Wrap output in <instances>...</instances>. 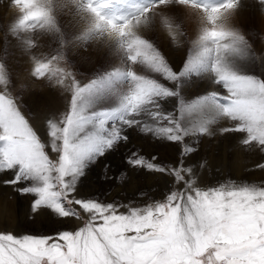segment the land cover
Returning <instances> with one entry per match:
<instances>
[{
    "label": "rangeland",
    "instance_id": "obj_1",
    "mask_svg": "<svg viewBox=\"0 0 264 264\" xmlns=\"http://www.w3.org/2000/svg\"><path fill=\"white\" fill-rule=\"evenodd\" d=\"M83 1L85 2L86 7L91 6L93 8H98L99 14L101 16H105L107 21L111 20L113 24L117 26V29L119 30L118 35L123 37V40H121L120 43H117L118 47L115 49V51L110 49V51L98 55L97 59L94 57L92 61L88 62L87 55L84 54L85 52H88V46L82 43V39L85 38V35L90 36L88 40L85 39V41H87V44H89L91 43V41L93 42V37H95V35H98L99 32H88L89 30L87 31L86 29L87 33L82 31L81 33L77 32L76 36H72V32L70 30L63 37L59 33V28L56 27L57 25H55L53 21H50L51 15L50 20L43 19V21L41 19V15L35 16L33 15V12L27 13V15H25V19L19 22L20 26L21 24H24L23 26H25V29L19 27V30L16 33V40H18L16 44L19 47L16 48L15 44H10L11 41L10 39H8L6 45L4 46L5 50L3 54L0 55V92L4 93L8 97V99L14 102L13 106L18 108V110L27 119L30 125L36 130L39 139L45 145H50L51 143V137L49 135V123L59 121L65 116L69 115L73 108V99H75V111L83 121L81 123V130L79 131L80 133L78 132V134L73 137V142L79 143L83 139L82 134L87 133L88 142L90 143L94 141L93 146H96V149H98V147L107 149L101 150L97 153V155H100V157L106 158L105 162H108L106 167L111 166V168H108L107 171L103 172L102 174H99V168L92 164L96 162L92 160L87 161L84 158V155L81 157L78 163V172L70 178L71 183L74 187V191L72 193L73 198L97 201L105 205L113 204L126 205L131 207H143L148 204L165 202L170 194L181 189L185 192H188L194 191L196 188H198V190H212L220 188L228 189L244 187H264V182L261 180V176L264 173V158H262V156L264 157V148H262L257 143L245 144L244 141L247 139V133L232 130L237 126V121H230L232 123V126L230 127L231 129H229L228 134L226 135V145H228V149L227 158H224L225 160H223V157H221V159L219 160L217 156H213L211 159L207 157L202 159L200 157L198 158L197 156L189 158L193 153L198 155L197 153L200 151L203 138L205 136H208L210 131L208 129L198 131V129L194 126L195 121L193 119L191 120L190 117H192V115L196 112L194 111L196 110L195 104H198V101H201L204 98L201 95L199 96L196 93V90L192 93L188 92L184 84V78L185 76H187V74L193 75V77H196V79L199 77L201 79L204 78L201 77L203 73L194 70L195 68L194 66L192 67V65L197 61L198 58L199 60H201V54L206 53L208 56H212V61L210 62L211 66L209 67V69L212 72L211 74H213V81L216 83V85H218L216 87L210 88V91L207 94L210 93V95L215 98L216 102L220 106V109L222 110L221 104L223 103V101L221 98L226 95V90L221 83L217 82V75L212 71L214 63L219 61L223 68L225 66L224 69L237 76L245 77L248 75L249 78L255 79L257 81H263L262 78L264 74L262 70L264 67V61L262 60V56H260L256 52L255 47L257 39L259 40L261 38V41H264V32H261L262 30H260L259 27L257 28V26L252 22H250V24L249 22L244 23L240 19L235 20L236 22L233 21L234 23H236L234 24V27L236 26L237 30L235 28V30L232 31L218 30L219 27L214 26L220 23L217 21V18H215V20H210L211 23H208L207 25L205 24L206 27H209L210 30L208 29L205 33L201 32L196 37H191L189 35L190 26H186L184 25L185 23H183L184 14L175 13L172 8H169L170 12L165 11L164 15H161L163 17L166 14L173 15L174 18L172 17L168 21H174L175 24L168 23L166 21L165 23L160 25L164 28V30L168 31V33H173L171 34V41H169L159 36V34L156 32L158 24L156 23L154 14L156 9L167 7V3L156 7L154 5L160 2V0H111V2H109L108 0H102L100 2H97L96 0ZM174 1H176L175 3L178 2L179 5L182 4L180 6L185 5L186 1H188V3L192 2V4L194 5L196 4V6H201V4L202 6L208 5L207 9L209 11L211 10L210 8L213 5H215L214 7L218 10H220V8L224 6L228 8L226 4L232 5V3L230 2H226L229 0H212L215 2L214 4L205 3L208 0H185V2L182 3H179V0ZM75 2L78 3L77 6L81 4V0H75ZM106 7L110 10L112 9V11L106 9ZM80 8H83V6ZM107 12H109L111 15L108 13V16ZM237 14L241 16L240 9H237ZM93 15L95 16V14ZM223 24L227 27L231 25V20L228 16L224 18ZM26 25H28V28L26 27ZM43 26L44 30H41V32L44 33H40L39 29ZM211 31L223 32L226 35L223 38L206 39V33ZM40 34H45L51 37L49 38V41H47V45L45 44L47 53L44 54V58L42 57L40 60L38 59L39 63L37 65L45 64L49 67L45 70V74L43 75V77H40L39 74L36 73L37 77L46 78L47 81L45 84L46 86L48 85L47 87L57 84L58 86H61L62 89L64 88V91L62 92L63 98H61V101L63 102H60V104L62 103V105L53 108L49 104L48 111L46 110L44 122H41L40 119H37L36 121L33 120L31 118V113L29 112L30 108L28 104H21L19 102V96L21 95L20 92H22V90L25 88L26 83L23 80H19V78L15 79L13 76V72L16 71L14 68V63L17 56L19 55V52L23 53V51L27 50L28 52H31L33 54V48H35V52L40 50L41 46L37 45V39L42 36ZM177 37H180V40ZM74 44L83 46L82 56L84 60L77 59L75 57L76 54L74 55V53H76V49L74 48ZM31 47L32 50H30ZM166 47L172 50L182 49V53H178L179 58L177 59V66H175L174 64L172 65L168 60L167 54L164 50H167ZM234 47H236L237 49L239 48L238 50L240 53L241 51H244L242 56L243 58L244 56L252 57V63L254 62L253 64L256 71L254 70L253 72H249L248 74L245 73L243 69H240L241 66L237 67L235 66V64H233V62H238L240 65H243V63L246 62L244 60L231 57V49ZM217 49H219V52L221 50H224L222 52L223 55L221 54V56H219L218 58L217 55L219 52L217 51ZM246 49H248L249 51L246 52ZM138 51L142 53H148L149 56L157 62H159V58L156 54H159L163 62L166 60V67L173 73H175V79L168 78L162 71H154L156 73L153 72L152 74L147 72V63L142 55L139 56L135 61L131 59V57L133 55H136ZM40 54L43 56L42 52ZM79 60H81V63L78 62ZM59 62L62 66H59ZM138 62L140 63L138 64ZM51 68L55 70H50ZM123 70H125L126 73ZM130 73L143 78L146 77L147 79L154 81L155 83L163 86L165 89L170 91L171 94H162L154 97L150 103L142 105L137 110L135 115L128 116L125 112L124 100L134 87V81L132 79L130 80ZM6 86H9L11 92H8L6 89H4ZM77 87L85 89V91H83L79 96H76ZM90 91L93 92V94L88 97V105L86 104V107H89V110L84 108L82 109L83 111H81V108H79V101H81L83 95H86V93H89ZM89 104H91V106ZM58 109L61 110L59 111ZM205 117L206 114H203L202 118L204 119ZM128 119H131L133 121L131 125L125 123V121ZM116 121L118 122L121 129H118L117 131L114 130L108 135V131L113 128L115 123H117ZM213 124L218 125V123L215 122ZM43 125H45V127H43ZM168 127L173 129V132L171 134L166 131ZM115 132H119V140L122 141H116L112 144L111 147H109L107 145V141L112 138L111 135ZM134 134H143L141 136V146L132 145L133 147L131 148V150L130 148L126 147L125 149H123L126 151V153H124L122 156L120 150L121 147L125 144L126 141L128 143V141H130L132 135ZM147 136H149V138ZM174 136L178 138L174 139ZM237 136L239 138H242V147L244 150L239 155L235 153L236 149L238 148V144H233V146H230L229 144L232 142V139L236 140ZM98 138L100 139L99 141L96 140ZM210 138V140H213L214 137ZM144 139L147 141L148 145H161L165 142H171L174 148L171 155L173 159H175L174 156L176 157V165H174L175 167H171L172 164H170V160L168 161L167 159V157L169 156L162 157V159L159 160V150H153L152 147H150V149L149 146L144 143ZM49 147L50 146L46 147V151L48 152L50 158H57L58 153L56 156L54 153H52L53 151H50L52 149ZM110 149H112V155L115 154L114 157L117 160L114 161V157L109 160L110 156H108V150ZM167 150H169L167 145L163 146L160 149V154L167 153ZM215 154L218 153L216 152ZM187 158L189 159L187 160ZM113 162L116 163L115 166ZM120 165H123L122 170H120L119 168ZM149 165L152 168H160L163 170L160 172L153 171L151 170V168H149ZM201 165H203V167H206L209 172L212 170L214 173L225 175L224 181L222 183H219L218 186H205V188L201 186L202 180L201 178H199L198 169L196 167L200 166L201 170ZM131 166H135L138 168L146 166L147 171L145 174L152 175L150 176L152 180H158L159 177L163 173H165V176L170 179V183L166 188V192L161 196L151 197L147 194V191H140V193H138L137 195L139 197L145 196V198L143 200H135V195L132 196L134 197L132 199L130 195L124 193L129 191L124 187H121L119 190L123 193L121 199H112V201H109L103 191L105 188L104 186H106L107 180L112 179L113 182L110 183L109 188L113 187V190H116L119 184L124 183L126 185V182L128 181L126 167L130 168ZM212 166L214 168H212ZM113 169L116 170V173L111 172V170ZM257 169L259 170L258 173L256 172ZM230 173L238 174H235L234 177L227 178ZM14 175L15 173L13 171L0 172V182L3 181L5 183V181H10L13 179ZM93 180L97 182L99 181L100 184L96 190H93L94 188H92V186H89V183L91 185ZM5 184L8 188L11 186V188H9L11 189V191H9L10 199L14 200V197H20L19 204L21 211L24 210V217L27 216L28 218L25 220L23 219L24 221L20 219V217L17 218L16 222H18L14 225V229L12 228L13 231H15L14 233L11 232L12 235L16 237H23L25 235L34 237H46L66 230L73 231L78 227L83 226L82 221L62 219L58 216V214L47 207H41L38 211L34 212L33 201L37 198V196L33 193L22 192L21 189L30 186H37L38 182L24 181L19 184ZM15 212L18 213L20 211ZM82 215H85L86 218V214L82 213ZM38 221H42V231L40 233L36 232L35 230ZM38 225H40V223ZM8 227L11 228L10 225ZM8 227H1L0 232L10 233V231L7 230ZM16 231H21L22 235H16Z\"/></svg>",
    "mask_w": 264,
    "mask_h": 264
},
{
    "label": "snow or ice",
    "instance_id": "obj_2",
    "mask_svg": "<svg viewBox=\"0 0 264 264\" xmlns=\"http://www.w3.org/2000/svg\"><path fill=\"white\" fill-rule=\"evenodd\" d=\"M165 3L167 0H160V4ZM91 11L99 15L98 8ZM218 11L213 8L210 18L214 19ZM108 22L115 27L111 20ZM225 35L211 31L205 38ZM141 55L154 69L175 79L159 54V63L146 52L138 51L131 59L135 61ZM48 67L39 64L35 71L43 77ZM212 71L226 90L221 98L223 114L238 122L232 130L247 133L245 144L257 143L264 148V81L232 74L219 61ZM129 76L134 87L124 100L128 116L135 115L154 97L171 94L150 79L133 73ZM83 91L77 87L76 96ZM13 104L0 92V172L15 173L5 183L38 182L37 186L21 189L37 196L34 212L47 207L62 219L82 221L83 226L46 237L0 232V264H264V187L181 189L165 202L143 207L75 199L70 178L92 147L87 139L73 142L82 123L75 111V99L69 115L49 123L50 145L39 139ZM125 123L131 125L133 121ZM166 131L171 134L173 129ZM119 138V132H115L107 145L111 147ZM48 146L58 153L57 158H50Z\"/></svg>",
    "mask_w": 264,
    "mask_h": 264
},
{
    "label": "bare ground",
    "instance_id": "obj_3",
    "mask_svg": "<svg viewBox=\"0 0 264 264\" xmlns=\"http://www.w3.org/2000/svg\"><path fill=\"white\" fill-rule=\"evenodd\" d=\"M82 1L83 0H81V4L79 6H77L78 3H76L75 0H0V55L3 54V52L5 50L4 46L6 45V42L8 41V39H10V41H11L10 44L11 43L13 45L15 44L16 48L19 47L16 44L18 41V40H16L17 39L16 33L18 32L19 27H22V29H25V26H23L24 24L23 25L21 24V26H20L19 22L23 21L25 19V17H26L25 15H27V13H33V12L34 13H46V15H41L42 20L43 19H49L50 20V15H51L50 21H53V23H55V25H57L56 27L59 28V33L63 37L70 30L72 32V36L73 35L76 36L77 32L81 33L83 31V32L87 33L88 30H89L88 32H92V31L93 32H99L98 35H95V37L92 36L93 42L91 41V43H89V44H87V41H85V39L88 40V38L90 36L85 35V38L82 39V43L84 45L86 44L88 46L87 47L88 50L86 49L88 52L84 53L87 55L88 62L92 61L94 59V57L97 59L98 55H100L101 53L110 51V49L115 51V49L118 47L117 43H120V41L123 40V37L118 35L119 30L117 29V26L115 25V27H113V25L109 24V22L107 21L105 16H103V15L101 16L100 14L97 15V13H94L93 11H91V9L93 7H91V6L86 7L85 2L84 1L82 2ZM96 1L100 2L102 0H96ZM175 2L176 1H174V0H169V1H167V7L155 10V13H154L155 14V20H156V23L158 24V26L156 28L157 29L156 32L159 34V36H161L164 39L171 41L170 38H171V34H173V33H168V31L164 30V28L162 26H160L161 24L165 23L166 21L168 23H174V21L173 22L168 21L173 17V15L166 14L164 17L161 15V14L164 15L165 11L170 12L169 8H172V10L175 13L184 14L183 15V19H184L183 23H185L184 25H186V26L187 25L190 26V30H189L190 33L189 32L188 33L191 37H196L201 32L202 33L207 32L209 27H206V25L208 23H211L210 22V20H211L210 14H211V10L213 8H215L214 7L215 5H213L210 8L211 10L209 11L207 9L208 5L207 6H205V5L202 6V4H201V6L197 5L198 7H201V8H198L196 6V4L194 5V4H192V2L188 3V1H186V4L183 6H180L182 4L179 5L178 2L177 3H175ZM184 2H185V0H184ZM226 2H230L234 6L228 7V8H226L224 6V7L220 8V10L217 13L214 14L215 18H217V21L220 23V24H216L214 26V27H219V29L218 28H216V29L223 30V31H225V30H228V31L231 30L232 31L235 29L237 30L236 26L234 27V24H236V23H234L233 21L240 19L244 23L249 22V24H250V22H252L253 24H255L257 26V28L259 27L260 30H262L261 32H264V0H229ZM205 3L214 4L215 2L212 0H208ZM160 5H163V4H160V2H158L154 6L159 7ZM82 6H83V8H80ZM226 6H228V4H226ZM237 9H240V15L241 16H239V14H237ZM50 12H51V14H50ZM92 13L95 14V16ZM108 13L109 12H107V15H108ZM226 16H228L231 20V25L229 27H227L223 24L224 18ZM101 17H104V19H101ZM215 18H214V20H215ZM44 25H45V23H44ZM27 26L28 25H26V27ZM163 26H165V25H163ZM43 28H44V26L39 29L40 33H44V32H41V30H44ZM86 29H87V31H86ZM45 30H46V28H45ZM120 32H122V31H120ZM45 34H43V35L40 34L42 36H40L37 39V45L41 46L40 50L37 49L38 51L35 52V48H33L34 52H35V53L33 52V54L31 52H28L27 50L23 51V53L19 52V55L17 56L16 60L14 59L15 60L14 68L16 71L13 72L14 73L13 76L15 79L19 78V80H23L26 83L25 88L22 90V92H20L21 95L19 96V99H20L19 102L21 104L22 103L28 104V106L30 108L29 112L31 113V116H32L31 118L35 121L37 119H40L41 122H44L46 110L48 111L49 104L53 108H55L59 105H62V103L60 104V102H63V101H61V98H63L62 92L64 91L63 90L64 88L62 89V87L58 86L57 84L47 87L48 85L46 86V84H45L47 81L46 78L37 77L35 69L37 67V64L39 63V60L42 57L44 58V54L47 53V48H45V44L47 43V41H49V38L51 37V36H47ZM60 38H62V37H60ZM177 38L180 40V37H177ZM12 39H13V41H12ZM256 41L257 42H256L255 50L260 56H262V60L264 61V41L263 40L261 41V38L259 40L257 39ZM167 46H169V45H167ZM82 47H83L82 45L80 46V45L74 44V48L76 49V53H74V55L76 54L75 57L77 59H83ZM166 48H167V50L166 49H164V50L167 54L168 60L171 62L172 65L174 64L175 66H177L176 65L177 59L179 58L178 55L180 53H182V49H180V50H178V49L174 50L173 49L172 50V49H169L168 47H166ZM238 49L236 47L231 49V51H232L231 57L236 58V59L238 58V59L244 60L246 62H244L243 65H240L238 62H233V64H235V66H237V67L241 66L240 69H243L245 71V73H248V74H249V72H253L254 70L256 71L255 66L253 64L254 62L252 63V57L244 56V58H243L242 56H243L244 51L243 52L241 51V53H240ZM30 50H32V47ZM223 51L221 50L218 53L217 58L219 56H221ZM247 51H249V50L246 49V52ZM41 52H42L43 56L40 54ZM88 56L91 58H89ZM211 57L212 56H208L206 53L201 54V57H200L201 60H199V58H198L197 61L194 62L192 65V67L194 66V68H195L194 70L203 73V75L201 77H204V78L201 79L199 77L196 79V77H193V75H190V74H187V76H185V78H184V84H185L186 90H188V92H191V93L196 90L197 91L196 93L199 96L200 95L203 96V98H204L201 101H198L199 102L198 104H195L196 110H194V111H196V112L195 113L193 112L194 114L190 118H191V120L193 119L195 121L194 126L198 129V131L199 130L203 131L205 129H208L210 131L208 136H205L203 138V142L201 141L202 145H201L200 151L197 153L198 155L193 153V154H191V156L189 158L197 156L198 158L200 157L202 159L205 157L211 159L213 156H217L219 158V160L221 159V157H223V160H225L227 158V149H228V145H226V143H227L226 135L228 134L229 129H231L230 127L232 126V123L230 122L231 120L223 114V112L220 109V106L216 102L215 98L213 96H211L210 93L207 94L210 91L209 90L210 88L216 87L218 85V84L216 85V83L213 81L214 77H213V74H211L212 72L209 69V67L211 66L210 62L212 61ZM231 57H229V58H231ZM13 58H14V56H13ZM78 62L81 63V60H79ZM84 62H86V61H84ZM154 62L159 63L155 60H154ZM165 62H166V60L163 62L164 66L166 67L167 65L165 64ZM139 63L140 62H138V64ZM85 65H87V64H85ZM224 65H225V63H224ZM59 66H62L60 62H59ZM224 68H225V66H224ZM50 70H55V69L51 68ZM123 71H125V70H123ZM154 71H157V70L154 69L151 65H149L147 63V72L152 74ZM262 72L264 74V67H263ZM125 73H126V71H125ZM154 73H156V72H154ZM263 74H262V76H263ZM245 77H248V75ZM144 78H146V77H144ZM262 79L264 81V76ZM130 80H131V78H130ZM4 89H6L8 92L9 91L11 92V89L9 88V86H6ZM63 94H65V93H63ZM91 94H93V92L90 91L89 93H86V95H83V94H82L83 96L81 95L82 98H81V101H79L80 102L79 108H81L80 109L81 111H83L82 109H84V108L89 110V107H86V104L88 103L87 99L89 96H91ZM79 99H80V97H79ZM113 99H114V97H113ZM89 105L91 106V104H89ZM53 110H55V109H53ZM203 114H206V117L204 119L202 118ZM190 116H191V113H190ZM149 119H150V117H149ZM214 122L218 123V125L213 124ZM41 127H42V124H41ZM43 127H45V125H43ZM118 129H121V128L117 122V123H115V125L113 126V128L111 130H109V131L106 130V131H108V135H109L111 132H113L114 130L117 131ZM113 134L111 135L112 137H113ZM142 135L143 134H134V135H132V137H131L130 141H128V143H127V141L125 142V144L120 149L122 156L124 153H126V151L123 150L126 147L130 148V150H131V148L133 147L132 145L141 146V139H142L141 136ZM44 136H46V135H44ZM99 136H100V133H99ZM147 137L149 138V136H147ZM210 137H214L213 140H210L211 139ZM82 138H83L82 140L88 139V134L87 133L82 134ZM93 140H95V139H93ZM96 140L99 141L100 139L98 138ZM117 141L121 142L122 140L118 139ZM233 141H234V143H233ZM144 143L147 146H149V148L152 147L153 150L154 149L159 150V153H158L159 158L157 157L159 160L162 159V157L169 156V157H167V159H168V161L170 160V164H172L171 167L172 166L175 167L174 165H176V157L174 156L175 159H173V157L171 155L173 153L172 150H174L173 144L171 142H165L161 145H155V144L148 145L147 141L144 139ZM192 143H193V141H192ZM90 144L92 145V147L88 152H86L84 154V158L87 161L92 160V161L96 162V163H92V164L94 166H97L99 168L98 169L99 174H102L103 172L107 171L108 168H111V166L106 167V165L108 163V162H105L106 158L100 157V155H97V153L101 150H107V149H105V148L103 149V147H101V148L98 147V149H96V146H93L94 141L90 142ZM196 144H197V142H196ZM229 144H230V146H233V144H236V145L238 144L237 145L238 148L235 151V153H237V155L241 154L244 151L243 147H242V145H243L242 138H239L238 136L236 137V140L232 139V142ZM166 145L169 148V150H167V153L160 154V149ZM170 145H171V147H170ZM49 148H51V147H49ZM50 151H52V150H50ZM216 152L218 154H215ZM232 152H234V151H232ZM52 153H54L57 156V153H55V152H52ZM112 153H113L112 149L108 150V156H110L109 160H111V158L115 156V154L112 155ZM189 158H187V160ZM262 158H264V157L262 156ZM115 160H117V159L114 157V161ZM260 162H261V160H260ZM113 164H114V166L116 165L115 162H113ZM203 165H201L202 166L201 170H200V166H196L198 169L199 178H201V180H202L201 186H203L204 188H205V186L206 187H212L214 185L218 186L219 183H222L224 181L225 175L220 174V173H214L212 170L209 172L206 169V167H203ZM119 168H120V170H122L123 165H120ZM149 168H151V170L156 171V172H160L163 170L160 168H152L150 165H149ZM212 168H214V167L212 166ZM126 169H127V176H128V181L126 182V185L124 183L119 184L117 186L116 190H113L112 189L113 187L109 188L110 183L113 182L112 179L107 180L106 186H104L105 188L103 191H104L106 198L109 201H112V199H121V196L123 195V193L121 191H119L121 187H124L125 189H127L129 191V192H124V193L130 195L132 199L134 198L132 196L135 195V198H134L135 200H143L145 198V196L139 197L137 195L138 193H140V191L141 192L147 191V194L151 197L152 196H161L166 192V188L168 187V185L170 183V179L165 176L166 175L165 173H163L159 177L158 180H152L150 177L152 175L145 174L147 171L146 166H142L141 168L131 166L130 168L126 167ZM111 172L116 173V170L113 169V170H111ZM256 172L258 173L259 170L257 169ZM235 174H238V173H230L227 178L234 177ZM166 178H167V181H166ZM261 180L264 182V173L261 176ZM95 182H96V184H95ZM216 183H218V184H216ZM99 185H100L99 181L97 182L95 180H93L91 185L89 183V186H92V188H94L93 190H96L99 187ZM9 188H11V186ZM9 188L6 186V184L3 181L0 182V228L1 227L6 228V226L8 227L10 225L11 228L8 227L7 230H9L10 233L11 232L14 233L15 231H13V229L15 227L14 225L17 224V222H18V221L16 222L17 218L20 217V219H22V220L23 219L25 220L28 218H27V216L24 217V213H23L24 210L21 211L20 204H19L20 203L19 202L20 197H16V198L14 197V200L10 199L9 191H11V189H9ZM195 190H198V188H196ZM86 191H87V189H86ZM15 211H20V212L16 213ZM48 217H50V216H48ZM41 222L42 221L37 222L36 229H35L36 232L40 233L42 231ZM39 223H40V225H38ZM15 234L16 235H22V232L16 231Z\"/></svg>",
    "mask_w": 264,
    "mask_h": 264
}]
</instances>
